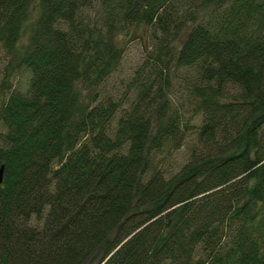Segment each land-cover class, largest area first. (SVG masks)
I'll return each mask as SVG.
<instances>
[{"label":"trees","instance_id":"1","mask_svg":"<svg viewBox=\"0 0 264 264\" xmlns=\"http://www.w3.org/2000/svg\"><path fill=\"white\" fill-rule=\"evenodd\" d=\"M0 51V264H264V0H0Z\"/></svg>","mask_w":264,"mask_h":264},{"label":"rangeland","instance_id":"2","mask_svg":"<svg viewBox=\"0 0 264 264\" xmlns=\"http://www.w3.org/2000/svg\"><path fill=\"white\" fill-rule=\"evenodd\" d=\"M34 16L32 15L28 21L25 23L24 30L22 36L19 40V46L25 44L27 42V38L29 36L31 25L33 24ZM124 47H125V54L124 60L122 63V68L119 72L114 74L111 79L109 80V87L107 88L108 92H112L115 97L119 96L122 92H124V84L125 82L121 81V78H127L133 70L136 68L139 60L142 57V49H143V40L136 37H124ZM5 56L4 53L0 51V67L5 64ZM19 81V77L15 76L12 79V85L17 86ZM174 102L176 105H180L185 102L186 99V92L182 90L175 89L174 93ZM199 119L192 121V124H198ZM187 154V145H185L182 149L176 151L173 156L171 157V165L173 168L177 169V167L186 160Z\"/></svg>","mask_w":264,"mask_h":264},{"label":"water","instance_id":"3","mask_svg":"<svg viewBox=\"0 0 264 264\" xmlns=\"http://www.w3.org/2000/svg\"><path fill=\"white\" fill-rule=\"evenodd\" d=\"M3 181V166L0 167V184Z\"/></svg>","mask_w":264,"mask_h":264},{"label":"bare ground","instance_id":"4","mask_svg":"<svg viewBox=\"0 0 264 264\" xmlns=\"http://www.w3.org/2000/svg\"><path fill=\"white\" fill-rule=\"evenodd\" d=\"M3 171H4V167H3Z\"/></svg>","mask_w":264,"mask_h":264}]
</instances>
